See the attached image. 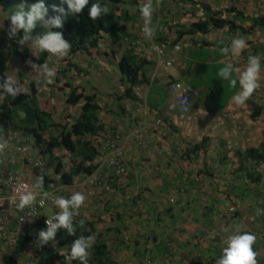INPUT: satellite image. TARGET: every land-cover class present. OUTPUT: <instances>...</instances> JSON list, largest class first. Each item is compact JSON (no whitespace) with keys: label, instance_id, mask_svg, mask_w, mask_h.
Returning <instances> with one entry per match:
<instances>
[{"label":"crops","instance_id":"obj_1","mask_svg":"<svg viewBox=\"0 0 264 264\" xmlns=\"http://www.w3.org/2000/svg\"><path fill=\"white\" fill-rule=\"evenodd\" d=\"M144 2L124 0L118 16L127 27L126 36L103 33L97 48L66 56L54 83L38 93L41 109L55 122L72 124L85 100L75 106L63 101L61 107L55 104L57 98H67L71 88L66 80L72 78L69 83L78 87V93L96 96L105 131L116 132L126 144L131 169L115 192L107 193L101 185L94 195L89 194L79 186L85 175L77 176L70 185L62 184V191L68 197L77 191L86 195L80 211L95 222V236L107 241L114 264H215L222 251L223 227L254 233L258 264H264V215L257 214V209H264V164L238 154L258 148L264 140V30L256 27L252 33H243L212 27L207 34H185L177 42L182 50L173 53L175 64L158 68L141 33L139 7ZM202 3L223 12L225 19L234 18L235 14L227 13L233 7L250 17L264 14V0H160L159 4L153 0L155 32L169 50L177 44L181 30L207 19ZM3 16L0 7V23ZM252 25L243 24L247 29ZM237 36L245 38L248 47L233 60L221 48L230 46ZM127 37L137 40L134 53L143 60L139 75L147 79L135 87L138 100L118 97L128 86L119 68L128 49ZM250 54L262 57L261 86L251 97L263 107L256 120L251 119L253 107L248 101L240 108L232 103L240 89L225 105L215 92L229 84L218 77L219 69L228 62L243 69ZM47 62L53 68L60 64L51 59ZM65 69L61 75L59 71ZM13 70L27 78L24 88H29L28 79L37 82L21 59L11 61L7 74L14 77ZM170 80L185 82L198 93L189 114L182 115L176 107ZM3 102L0 94V104ZM31 143L45 154V144L32 135ZM53 156L70 170L68 150L55 148ZM258 176L261 178L254 181Z\"/></svg>","mask_w":264,"mask_h":264},{"label":"trees","instance_id":"obj_2","mask_svg":"<svg viewBox=\"0 0 264 264\" xmlns=\"http://www.w3.org/2000/svg\"><path fill=\"white\" fill-rule=\"evenodd\" d=\"M46 1L52 0H45V2ZM123 1L124 0H100L101 4H107L109 6L110 11L107 15H103L101 18L93 21L89 17L88 9L91 7L92 3L96 2V0H90L89 5L86 6L82 13L77 15H73L70 11H68L67 5L61 4V0H59L60 5L64 7L68 14L66 16H62L64 26L60 29L53 30L62 32L64 38L71 43L72 47L69 55L88 52L91 49L97 48L103 33H124V36H126L127 27L121 23L118 16V11L120 10V5ZM25 2L29 6L32 3L38 2V0H25ZM12 3L13 0H0V7L5 15L0 23V79L8 76L7 73L10 69V63L14 58H19L23 62L33 59L35 63L39 64L46 63L49 58L52 60L56 59L54 57H50L48 53H41L36 58L32 55L27 45H25L23 49L20 48L18 44V37L16 39L9 40L7 29L11 22L8 18L15 12ZM201 7L205 11L207 19L195 22L190 26V28L181 30L179 32V38L175 40L174 44L177 43L178 40H180L185 34H207L211 31L212 27H228L231 32L241 31L243 33H252L256 27L264 30V15L258 17L246 16L243 12L233 7L227 10V13L235 14L234 18L225 19L221 17L223 12L213 11L211 7L205 3H202ZM49 16H55V14L51 13ZM245 22H252L253 25L247 29L243 26ZM44 31L45 29L42 25L37 22L33 35L42 34ZM126 39L124 43L128 49L119 63V68L122 72L123 82L127 83L128 86L126 87L124 93L118 97L121 99L128 98L138 100L135 87L147 82V79L142 78L139 75L143 60L134 53L135 47L133 45L137 40H133L130 37H127ZM66 71L67 70H61L59 72L64 74ZM79 71L83 72V70ZM19 78L20 80H23L22 74H19ZM28 81L29 88L27 95L21 94L16 98H13L0 90V94L4 95V102L0 104V122L2 125L7 128L8 126L15 124V128L23 129L26 134L34 135L38 143L45 144V153L50 155L51 163H54L57 159L53 156V150L55 148H65L68 150L71 153V162L73 163V167L69 170V172H65L63 163L61 161H57L55 168V172L57 174H62L64 183L72 184L74 178L79 175L93 174L96 170L94 161L97 159L98 152L89 137L105 131L104 124L99 119L101 107L95 101L96 96H85L83 93H78V87H73L70 83H67L66 86L71 88V90L67 95L66 103L71 106H75L79 104L81 100H85V104L82 107L81 114L75 118L74 123H57L54 121L52 115L41 109L39 105L37 96L40 89L43 87L38 88L35 80L28 79ZM174 82L182 81L170 80L169 89L170 85ZM229 86L230 83L225 85V88L223 89L219 87L218 91L215 90V92L219 95V98L223 97L224 105L227 103V99L239 90V83L237 82V87L233 89L230 86V94H226L225 91H227L226 89ZM192 90L194 89L192 88ZM194 91L196 92V90ZM248 103L253 107L251 119L256 120L262 114L263 107L257 104L253 98H250ZM192 106L193 104L190 106L189 112L184 115L191 112ZM179 112L183 115L180 110ZM53 129L56 131L55 134L53 133ZM56 133H58L57 136ZM46 134L50 140H46ZM197 148L198 146H196L194 150ZM238 154L243 156L246 160L255 162L257 165L264 164V140L258 148H249L244 153L238 152ZM260 178L261 176H258V178L254 179V181L259 180ZM117 189L118 188H115V190ZM80 219H85L86 230H80L78 228L76 236H70L63 229H61L57 233L56 244L53 242L42 246L37 264H65L64 256L70 251L71 243L74 239L81 234L96 235L97 228L95 222L82 216L81 218L74 219V223H78ZM72 263L79 264V261H73ZM88 264H114V259L108 248L107 241L102 239L101 236L96 238L95 243L90 250Z\"/></svg>","mask_w":264,"mask_h":264},{"label":"clouds","instance_id":"obj_3","mask_svg":"<svg viewBox=\"0 0 264 264\" xmlns=\"http://www.w3.org/2000/svg\"><path fill=\"white\" fill-rule=\"evenodd\" d=\"M89 2L90 0H61V4H66L68 11H70L73 15L82 13L86 6L89 5ZM156 3L159 4L160 0H156ZM29 9V11H24V5L21 4L19 10L15 11L9 16L8 19L11 22L7 29L9 40H13L18 37V44L20 48L23 49L24 46L27 45V47L32 52V55L36 58L41 53H48L50 57H54L57 60L68 56L72 47L71 43L64 38L62 32L53 30L60 29L64 26V20L62 19V16H66L68 14L64 7L60 5L59 0L46 2L45 0H38V2L29 5ZM109 11L110 9L107 4H101L100 0H96V2L92 3L91 7L88 9V14L91 20L96 21L103 15H107ZM139 11L143 18V27H141V33L150 44V50L154 60L156 61V58L150 42L153 36L156 37L157 42L165 46L169 53V59L173 60L171 65L173 66L175 64L173 53L182 50L181 44L177 43L173 46V50H169L168 46L157 36L155 32V26L152 22L154 12L153 0H145V2L140 5ZM51 13L55 14V16L50 17L49 14ZM37 22L42 25L45 31L42 34L33 35V31L36 28ZM177 46L180 47L179 50L176 49ZM247 47L248 44L245 38L237 36L231 40L230 46L221 48V53L225 56L230 54L233 60H237ZM261 61L262 57L260 55L250 54L243 69L235 67L232 62L226 63L224 67L219 69L217 73L218 77L222 80L229 81L230 86L233 89L237 87V82L239 83V92H237L231 98L232 103L237 108L244 106L246 102L253 96L256 90L260 88ZM25 63L31 69V72L29 73L38 78V88L47 87L48 85L54 83L57 73L55 68L50 67L48 63H34L31 59L27 60ZM161 67L164 69L170 68L164 66ZM158 68L160 67L158 66ZM233 73L236 74V78H233ZM0 90L13 98H16L21 94H28V89L22 87L20 83L11 75L0 79ZM183 102L187 103V100H183ZM14 129L17 128L14 127ZM103 132H99L98 134ZM28 135L31 137L30 134ZM32 136L36 139L34 135ZM93 136L89 137L90 140H92ZM7 147V140L0 141V153H2ZM47 155L50 157L49 154ZM57 159L54 163H51V159H47L50 169L52 170L53 168L52 173H54V176L58 175L55 172ZM65 164L66 166L68 165V163ZM64 171L69 172L65 170V167ZM42 189L43 177H38L31 186L18 182L16 187L13 189L14 194L11 200L18 201V203H16V207L19 211H24L26 208H33L38 196H40L39 203L41 206H43L45 200L51 194L47 191H43ZM114 191L116 190L114 189ZM86 199V195L80 191L72 193L70 197L56 196L52 200V203L59 209V211L51 218H48L46 220V228L41 229L38 232V246L48 245L49 243L53 242L56 244V236L61 229H63L70 236H76L78 228L80 230H86L85 219H80L78 223H74V217L80 215V209L85 205ZM257 214L264 215V209H257ZM221 231L225 235L221 236L222 251L221 255L216 259L215 264H258V253L254 249L257 237L254 233L248 231L241 232L239 229L232 230L228 227H223ZM95 240L96 236L94 234L79 235L71 243L68 254L64 256L65 264H72L73 261H79V264H88L90 250L92 249Z\"/></svg>","mask_w":264,"mask_h":264},{"label":"built area","instance_id":"obj_4","mask_svg":"<svg viewBox=\"0 0 264 264\" xmlns=\"http://www.w3.org/2000/svg\"><path fill=\"white\" fill-rule=\"evenodd\" d=\"M150 42L158 66L170 67L173 60L169 59L165 46L157 42L155 36ZM170 89L175 94L179 110L183 115L188 113L197 93L182 82L172 83ZM2 140L8 141V147L0 153V264H37L42 248L37 244V234L46 228V220L59 211L52 200L56 196L67 197L62 191V174L53 175L47 157L33 148L31 137L24 130L14 129L12 125L5 128L0 122ZM91 142L98 152L96 170L91 175L82 174L85 176L79 181V186L87 188L92 195L96 193L95 188L101 185H105L107 193L112 192L121 186L131 169L126 144L113 131L95 135ZM38 177H43L42 190L51 195L43 206L38 196L33 208L19 211L16 207L18 201L11 200L13 189L18 182L31 186ZM81 217L80 211L74 219Z\"/></svg>","mask_w":264,"mask_h":264},{"label":"rangeland","instance_id":"obj_5","mask_svg":"<svg viewBox=\"0 0 264 264\" xmlns=\"http://www.w3.org/2000/svg\"><path fill=\"white\" fill-rule=\"evenodd\" d=\"M13 9H14V11H18L19 10V8H20V5L21 4H23L24 5V11H29L30 9H29V6L27 5V3L25 2V0H13ZM56 14H58V13H56ZM56 62L55 63H57V62H59L60 64L58 65V66H56V68H55V70H56V72L59 70V68H60V65L62 64L61 62H62V59H59V60H55ZM62 67V66H61ZM13 75H14V78H15V75H17V80L19 81V82H21L20 83V85L23 87H25V80H27V78H23V80H20V78H19V76H18V74H17V71H14L13 70ZM64 75V74H63ZM68 80H66V83L68 82H70V83H73V81H72V78H70V77H68L67 78ZM64 81H65V79H64ZM227 91H225V93L226 94H230V87H227V89H226ZM61 96V95H60ZM61 98V101H60V99L59 98H57L56 99V102H55V104H56V106L57 107H61V105H62V101L63 102H66L65 100V98H63V97H60ZM14 127H16L15 126V124H12ZM53 133L55 134V131L53 130ZM57 134V133H56ZM46 136V138H49L48 137V135L46 134L45 135ZM60 157L61 158H64V156H62V155H60Z\"/></svg>","mask_w":264,"mask_h":264}]
</instances>
